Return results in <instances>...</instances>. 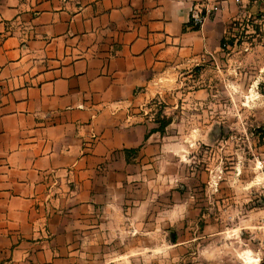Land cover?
I'll return each instance as SVG.
<instances>
[{
	"label": "crops",
	"instance_id": "obj_1",
	"mask_svg": "<svg viewBox=\"0 0 264 264\" xmlns=\"http://www.w3.org/2000/svg\"><path fill=\"white\" fill-rule=\"evenodd\" d=\"M200 1L0 0V264H60L61 221L131 193L148 151L163 147L145 102L162 82L191 78L210 94L231 21L264 13L228 0L194 27ZM242 228L256 237L237 262L250 252L264 264V227Z\"/></svg>",
	"mask_w": 264,
	"mask_h": 264
},
{
	"label": "rangeland",
	"instance_id": "obj_2",
	"mask_svg": "<svg viewBox=\"0 0 264 264\" xmlns=\"http://www.w3.org/2000/svg\"><path fill=\"white\" fill-rule=\"evenodd\" d=\"M251 14L231 21L210 94L191 78L162 82L145 102L156 127L171 119L163 147L148 151L131 193L61 221L67 239L51 247L60 264H193L194 253L239 264L233 253L256 237L242 227H264V13Z\"/></svg>",
	"mask_w": 264,
	"mask_h": 264
},
{
	"label": "built area",
	"instance_id": "obj_3",
	"mask_svg": "<svg viewBox=\"0 0 264 264\" xmlns=\"http://www.w3.org/2000/svg\"><path fill=\"white\" fill-rule=\"evenodd\" d=\"M228 0H202L196 5H194V8L192 9V15H191V25L194 27H202L206 20L220 12V10L223 8L224 4ZM237 3H241L244 0H234ZM249 2H252L256 5H261L264 3V0H247Z\"/></svg>",
	"mask_w": 264,
	"mask_h": 264
},
{
	"label": "bare ground",
	"instance_id": "obj_4",
	"mask_svg": "<svg viewBox=\"0 0 264 264\" xmlns=\"http://www.w3.org/2000/svg\"><path fill=\"white\" fill-rule=\"evenodd\" d=\"M250 252H247L245 255V261L247 264L254 262V259L251 257V255L249 254Z\"/></svg>",
	"mask_w": 264,
	"mask_h": 264
},
{
	"label": "trees",
	"instance_id": "obj_5",
	"mask_svg": "<svg viewBox=\"0 0 264 264\" xmlns=\"http://www.w3.org/2000/svg\"><path fill=\"white\" fill-rule=\"evenodd\" d=\"M164 126H165V124H163V123H161V129L160 130H164Z\"/></svg>",
	"mask_w": 264,
	"mask_h": 264
}]
</instances>
